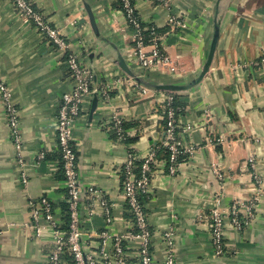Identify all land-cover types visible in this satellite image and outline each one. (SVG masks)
I'll return each mask as SVG.
<instances>
[{"label": "crops", "instance_id": "0c3cea01", "mask_svg": "<svg viewBox=\"0 0 264 264\" xmlns=\"http://www.w3.org/2000/svg\"><path fill=\"white\" fill-rule=\"evenodd\" d=\"M27 1L60 32L67 50L92 78L93 95L73 126L76 169L83 188L98 190L107 198L113 222L106 227L98 205L91 207V200L84 199L79 223L86 252L99 258L98 232L122 235L127 230L131 217L121 197L119 173L129 153L134 162L143 161L160 144L159 110L166 97L175 94L181 105L176 117L179 140L182 149L191 151L180 155L174 173L164 160L151 164L142 203L153 264H162L167 257L164 234L169 230L174 264H264V66L254 65L264 58V0H169L168 7L134 0L141 24L160 31V47L172 60V73L144 71L128 58L134 32L125 25L114 0ZM170 14L182 18L187 28L166 33ZM216 27L218 39L210 67L186 91L151 90L117 65L121 54L130 69L150 83L190 84L205 64ZM65 54L22 20L11 0H0V80L19 110L22 141L20 165L0 99V264H45L54 248L47 228L39 238L30 228L31 200L47 198L55 219L63 224L65 188L55 115L58 98L73 87ZM140 87L150 92L142 94ZM114 116L134 124L126 133L131 138L137 135L136 142L126 144L113 137ZM254 177L263 183L254 219L240 231L225 223L226 253L217 257L210 228L213 199L220 195L228 211L234 200L251 197ZM85 234L93 236L88 240ZM125 257L130 264H140L134 245L127 247ZM62 264L73 263L62 257Z\"/></svg>", "mask_w": 264, "mask_h": 264}, {"label": "built area", "instance_id": "2783aa9c", "mask_svg": "<svg viewBox=\"0 0 264 264\" xmlns=\"http://www.w3.org/2000/svg\"><path fill=\"white\" fill-rule=\"evenodd\" d=\"M121 11L124 15L125 25L133 30V45L129 49L128 58L142 70L148 71L156 69L160 72H175L172 60L160 47V34L154 27H143L134 8V0H118ZM150 4H158L168 7L169 0H145ZM14 11L24 21L32 24L38 33L48 39L59 50L66 52L64 61L68 70V79L73 83L72 90L62 94L57 101L55 115L56 121V140L57 149L61 157V169L65 188V203L69 213L68 230H63L61 224L54 217L51 202L41 197L37 200L28 202L30 210V228L34 231L36 238H39L44 229L47 228L53 239L54 248L49 254L45 264H62V256L69 252L72 256L73 264H130L126 257L128 246H136L137 257L140 264H153L150 251V229L140 197L148 192L150 180V166L155 160L156 150L159 146L169 149L168 170L174 173L177 159L184 153H190L191 149H182L179 140L178 126L174 125L175 110L172 107L173 96L168 95L163 110L166 111L167 129L162 132V139L159 145L153 146L145 159H143L139 175L133 172L134 157L128 154L120 177V192L124 201L125 211L131 217V222L127 230L122 235H112L107 230L98 232L101 250L99 258H95L91 253L86 252L83 237L84 233L80 228V208L83 206L84 199H88L92 207L98 205L102 211L106 227L113 222L110 214V203L104 194L93 188H83L76 169L77 154L73 146V126L83 112L84 105L93 95L91 88L92 78L90 72L82 67L78 58L67 50V44L60 32L52 29L46 19L37 13L32 4L27 0H11ZM187 28L185 21L177 15L170 14L166 20V33H179ZM144 32H149V38L145 43ZM148 47L149 51L146 52ZM254 65L264 66V58H261ZM264 71V68H263ZM142 94L150 92L149 89L140 87ZM102 97H106L102 93ZM0 99L4 106L6 122L14 148V158L22 165L21 151L22 141L19 125V110L11 103V92L8 87L0 80ZM111 134L118 141L126 140V130L123 122L117 116L111 119ZM43 154L38 159L42 160ZM249 164L254 165V159L250 158ZM219 177V175H218ZM254 192L248 199L234 200L229 206L228 211L223 208V200L220 195L213 199V207L210 210L211 218V242L214 253L217 257L225 255V223L229 222L235 230H242L250 226L255 216L256 205L262 194L263 183L259 178L254 177ZM22 183L26 179L22 177ZM89 240L93 235L85 234ZM173 233L169 230L164 234V243L167 247V257L162 264H174L172 254ZM107 247H111L109 252Z\"/></svg>", "mask_w": 264, "mask_h": 264}, {"label": "trees", "instance_id": "16d2710c", "mask_svg": "<svg viewBox=\"0 0 264 264\" xmlns=\"http://www.w3.org/2000/svg\"><path fill=\"white\" fill-rule=\"evenodd\" d=\"M114 7L118 10L121 9V5H120V2L118 0H114ZM143 27H145L143 24H142ZM147 28V27H145ZM131 29V28H130ZM132 30V29H131ZM167 31V29H165ZM156 31L159 33L160 31L156 29ZM144 36H145V43H147L148 41V38H149V32H144ZM137 72V71H136ZM139 77H142V76H139ZM173 96V102H172V107L173 109L175 110V120H174V125H176V117L177 115L180 113V109H181V105L177 102V98L175 97V94H172ZM160 112V118H161V131L162 132H165L166 129H167V116H166V111L163 110V109H160L159 110ZM134 124L131 123V122H123V128L124 130L127 131V129L133 127ZM138 139V136L136 135L135 137L131 138L127 135L126 133V140L124 141L126 144H132L134 142H136ZM169 149L167 147H164V146H159V148L156 150V154H155V160H164L168 163V160H169ZM60 156V155H59ZM181 160V157L179 156L178 159H177V162H179ZM141 164H142V161H135L133 163V172L135 173L136 176L139 175V171H140V168H141ZM59 165H60V172L62 173L63 175V172H62V169H61V157L59 159ZM151 167V166H150ZM142 197H140V203L143 205L142 203ZM62 210H63V224L61 226V228L63 230H68V224H69V213H68V208H67V204L65 203L63 206H62ZM64 258L68 259L70 262L73 263V259H72V256L69 254V252H65L63 254Z\"/></svg>", "mask_w": 264, "mask_h": 264}, {"label": "water", "instance_id": "95a60500", "mask_svg": "<svg viewBox=\"0 0 264 264\" xmlns=\"http://www.w3.org/2000/svg\"><path fill=\"white\" fill-rule=\"evenodd\" d=\"M87 13H88L90 25H91L92 29L95 31V23H94V19H93L92 13L90 11H88ZM217 39H218V28L216 27L215 31H214V34H213L212 42H211V45H210V49H209L208 56H207V59L205 61V64L203 65V67L201 69V72H200L199 76L196 78V80L192 81L190 84H187V85L153 84V83H150L145 78L137 76L130 69V67L127 65L125 59L123 58V56L121 54L117 55V65L128 77L134 79L138 84H140V85H142L144 87H147V88H149L151 90L164 91V92H169V93L186 91V90L190 89L191 87L195 86L197 83H199L203 79L205 74L207 73V71H208V69L210 67V64L212 62L213 56H214V52H215L216 44H217ZM95 104H96V100L93 99L92 108L95 107Z\"/></svg>", "mask_w": 264, "mask_h": 264}]
</instances>
